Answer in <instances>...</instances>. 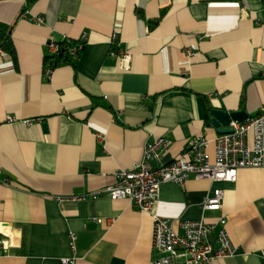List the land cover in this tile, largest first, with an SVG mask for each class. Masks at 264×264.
<instances>
[{"label": "crops", "instance_id": "crops-1", "mask_svg": "<svg viewBox=\"0 0 264 264\" xmlns=\"http://www.w3.org/2000/svg\"><path fill=\"white\" fill-rule=\"evenodd\" d=\"M0 22H14L15 50L14 60L0 54V223L11 233L0 264H60L69 231L76 264H146L149 212L105 193L70 197L113 184L148 137L172 140L168 160L205 133L214 160L210 110L249 117L264 105V0H0ZM115 28L128 70L110 55ZM83 33L78 56L44 78L48 37ZM214 188L235 252L212 264H264V167L240 168L235 181L163 183L154 211L181 232Z\"/></svg>", "mask_w": 264, "mask_h": 264}, {"label": "built area", "instance_id": "built-area-1", "mask_svg": "<svg viewBox=\"0 0 264 264\" xmlns=\"http://www.w3.org/2000/svg\"><path fill=\"white\" fill-rule=\"evenodd\" d=\"M36 21H42L36 17ZM118 29L110 35V55L118 60L122 70H128L131 55L119 47ZM86 34L78 40L64 36L54 39L49 36L44 45L42 75L52 79L57 61L53 58L61 50L74 59L83 48ZM190 53L189 49L187 50ZM0 54L3 52L0 50ZM16 118L7 117L8 122ZM37 119L24 120L30 124ZM230 131L214 138V160L207 154L208 137L201 133L193 137L178 154L168 160L164 156L169 151L172 140L164 137H148L143 145L139 162L130 168H118L114 172L115 182L84 195L70 197L74 200L94 198L102 193L111 199H128L140 211L152 216L151 250L153 258L146 264H212L216 258H226L234 254L235 248L226 229V216L222 212L223 191L214 188L202 203V216L196 220L178 222L181 232L174 227L169 217L154 211L158 191L163 183L171 182L183 187L189 177L211 181H235L237 170L243 167H264V105L257 113L244 121L231 120ZM0 166V174H1ZM56 200L69 199L55 197ZM208 214L211 216L208 218ZM100 222V219H95ZM0 223V254L11 243V233L4 231ZM68 243L72 255L61 257L60 264H76L74 255L76 234L68 232Z\"/></svg>", "mask_w": 264, "mask_h": 264}, {"label": "water", "instance_id": "water-1", "mask_svg": "<svg viewBox=\"0 0 264 264\" xmlns=\"http://www.w3.org/2000/svg\"><path fill=\"white\" fill-rule=\"evenodd\" d=\"M211 125L216 128L219 134H224L230 131L229 123L231 120L244 121L248 114L244 110L226 111L219 108L210 110ZM45 127L46 125L43 124Z\"/></svg>", "mask_w": 264, "mask_h": 264}, {"label": "trees", "instance_id": "trees-1", "mask_svg": "<svg viewBox=\"0 0 264 264\" xmlns=\"http://www.w3.org/2000/svg\"><path fill=\"white\" fill-rule=\"evenodd\" d=\"M28 3L33 0H26ZM25 10L22 9L19 14H21ZM17 15V17L19 16ZM16 17V18H17ZM15 22V21H14ZM14 22L12 23H3L0 22V50L6 54H8L13 60L15 59V50L12 42V29ZM57 62L59 61H67L71 62L72 58L68 57L65 50H61L59 54L53 57Z\"/></svg>", "mask_w": 264, "mask_h": 264}]
</instances>
